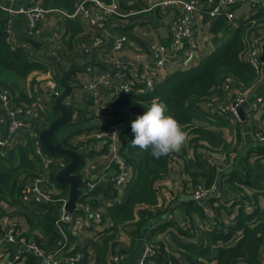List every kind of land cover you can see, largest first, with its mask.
Listing matches in <instances>:
<instances>
[{
	"label": "built area",
	"instance_id": "obj_1",
	"mask_svg": "<svg viewBox=\"0 0 264 264\" xmlns=\"http://www.w3.org/2000/svg\"><path fill=\"white\" fill-rule=\"evenodd\" d=\"M244 1L248 2L250 6L247 11H244V21L238 22L233 9ZM263 1L132 0L134 8L124 9L118 0H110V2L79 0L74 11L70 13L51 7L47 4V0H30L27 7L18 11L0 6V11L8 15L16 13L26 16V31L31 38L40 33L41 24L47 18H56L62 21L61 23L79 21L87 27L90 34L85 40V46L69 52L68 54L71 56L69 60L76 57L84 58L93 50H103L106 44L109 45L108 49L113 54L121 52L126 49L130 31L144 42L148 40V25L145 17L143 20L140 18L153 11H158V13L167 10L175 11V16L168 29V40L164 42L148 41L143 55L151 59L150 70L149 73L139 76V83L136 81L135 74L134 78L127 77L126 81L119 84H116L109 74H102L98 83L90 86V103L94 107L100 108V112L96 116L86 119L82 128L81 136L84 143L80 149L84 147L81 149L84 150L88 145L94 147L92 148L93 158H91V165L88 168L89 172L80 177L83 183L82 185L79 183V187L83 192L79 198L82 197V200L77 201L76 210L72 213L66 212L64 209L68 197L59 196L60 190L51 181V176L55 177V174L64 169L69 161L61 156L46 154L38 138L39 131L47 128L51 123L48 115L56 113L53 98L61 94L62 88L58 86L54 77L48 74L44 93L49 100L44 101L39 97L30 104H22L15 100L9 85L0 81V158L13 153L19 146L26 145V142L23 143L19 131L27 130L30 132L31 147L28 157L40 172L32 175L27 174L24 179H20V206L17 205L14 209L8 210L0 200V264H25L26 257L37 260L39 264H78L84 260L86 256L80 248L75 251L70 250L69 238L80 232L78 224L81 229H87L93 224L101 222V212L93 209L90 204L93 200L92 193L100 190L105 195H112L124 185L132 183L136 177L133 167L129 169L126 160L122 157L121 148L122 135L140 115L132 106L118 102L120 97L154 92L156 85L161 82L159 72L166 68L169 62H175L177 66L182 67L199 64L198 38L192 35V28L196 26L197 17H202L210 22L222 20L228 26L237 28L246 23V15L248 19L253 17L252 12L260 7ZM135 4L137 5L135 6ZM133 18L134 22L130 23ZM120 19H125L127 22L121 23L123 26L120 29L112 31L109 25ZM143 22L146 24L145 27ZM252 23L254 24V22ZM263 45L264 27L254 37L245 38L242 60L258 76L264 70V63L261 61ZM62 46L60 36L55 31L49 43L50 49L55 52L51 57L58 53ZM17 49L25 51L28 57L31 56L27 46ZM75 79L77 81L76 77ZM221 89L230 96L229 101L216 109L211 100H206L207 113L214 114L225 121L229 118L230 121L238 122L241 116L240 111L247 120L253 115L264 112V88L251 94L248 89H241L232 77L227 76L222 78ZM107 90L113 95L112 102L103 105L102 97ZM36 123L40 124L42 128H39ZM1 127L6 130V135L2 133ZM114 131H118V138L111 136ZM250 134L254 143L264 146V126L250 129ZM66 145L69 146L66 148L72 149L69 141ZM211 191L212 187L202 189L195 186L189 194L188 200L204 208L202 200L207 199ZM56 196L59 197L56 198ZM57 203L59 211L54 218V228L60 236V243L51 250H45L38 237L22 231V226L17 219L28 210L36 212L38 209L46 214L49 208ZM5 207L8 211L5 210ZM77 214L80 215L79 223ZM167 218L169 221L174 220L175 211L168 214ZM183 223L186 224L185 221ZM154 255L155 251L152 245L146 246L138 264H150L149 260ZM110 261L113 264H125L121 252L112 255Z\"/></svg>",
	"mask_w": 264,
	"mask_h": 264
},
{
	"label": "trees",
	"instance_id": "obj_2",
	"mask_svg": "<svg viewBox=\"0 0 264 264\" xmlns=\"http://www.w3.org/2000/svg\"><path fill=\"white\" fill-rule=\"evenodd\" d=\"M102 1L110 2V0ZM78 2L79 0H51V7L70 13L74 11ZM253 16L237 28L228 26L225 21H217L210 32L216 49L201 63L178 69L156 85L152 93L121 96L118 100V102L132 106L139 112V115H143L151 102L157 99L167 106L166 115H172L180 123L187 133L186 144L194 151L192 157L185 161L187 176L191 177L186 190L188 197L194 185L199 184L198 181L202 180L205 184L204 188L209 189L214 180L211 165L203 162L200 157H196L195 153L200 151L201 144L203 143V147L208 150L207 153L210 154L208 156L213 161H219L221 157L226 156L232 146L231 143L226 142L221 132L199 126L194 123V120L199 118L196 111L199 110L198 105L205 104L211 95L222 96L223 77H232L241 89H248L252 85L256 75L254 70L242 60V54L245 48V38L254 37L264 27V8L258 7ZM6 19H8L7 14L0 11V72L24 79L33 71H46L47 61L36 63L21 49L9 50L8 36L3 29ZM69 24L72 36L80 33L78 21L75 24L71 22ZM62 45L65 46L64 43ZM52 59L54 57H50L49 60ZM56 77L59 79L58 75ZM0 81L6 85L9 83L8 80L2 78ZM12 94L15 100L22 104H30L36 99L32 94L27 95L23 92L16 95L12 91ZM48 119L50 122L54 121L53 115L49 114ZM220 121L229 125L225 120ZM243 122L249 123L246 119L237 126H241ZM125 136H127V141ZM133 139L134 134L130 126L122 135L121 155L133 167L136 177L125 190L126 201L110 213V220L113 224L111 228L113 234L110 238L120 234V225L134 229V233L139 238H143L144 235H149V240L156 237L151 244L155 255L150 258V264H264V202H261L264 201V192L259 187L260 183H264V164L260 162V159L250 158L253 152L261 153L264 158L263 145L255 144V147L246 153V157L243 158V161H246L243 171H232L233 168H230L223 173L228 174L226 190L229 196L220 197L210 194L207 199L202 200V205L209 210L208 212L185 199L183 213L188 223L182 219L186 222V226L182 227L181 219L179 222L175 219L168 221V214L173 212L171 205L169 203L161 205V200L154 192L155 184L165 176L167 164L175 152L154 158L150 150L142 151L132 147L130 142ZM51 142L54 143L55 139H51ZM62 144L68 147L65 142ZM30 149L28 138L26 146L18 148L19 163L17 161L13 163L12 153L0 158L1 201L11 197L12 191L17 189L18 192L12 196V201L20 206L19 190L22 172L27 170L30 175L40 173L36 165L29 160ZM179 151L183 152V156L186 155V151L182 148ZM64 159L69 161L65 157ZM78 178L82 185L83 182L79 175ZM51 181L60 190L59 196L67 198L68 186L57 184L54 176H51ZM92 195L94 206L98 197L105 194L96 190ZM81 200L82 197L78 199V201ZM58 211L59 204L57 203L49 208L43 219H40L33 211L28 210L23 213V216L30 221L29 223H36L33 224L34 229L40 230L47 236V242L42 244L45 250H51L50 248L60 240L54 228V218ZM199 219L200 223L195 225L193 220L198 221ZM154 221L158 222L155 226ZM166 234L170 236H168V242L162 239V236ZM110 238L107 242L105 241L106 244L100 251L99 260L102 262L100 264H107L103 262L102 255H105L106 251L115 245L112 243L108 246L113 240ZM27 262L39 264L33 258H28Z\"/></svg>",
	"mask_w": 264,
	"mask_h": 264
},
{
	"label": "crops",
	"instance_id": "obj_3",
	"mask_svg": "<svg viewBox=\"0 0 264 264\" xmlns=\"http://www.w3.org/2000/svg\"><path fill=\"white\" fill-rule=\"evenodd\" d=\"M118 1L121 3L124 9L134 8V6L132 5V0ZM29 2L30 0H0V6L6 9H10L12 11H18L22 8L27 7ZM47 4L51 6V0H47ZM136 5L137 4H135V6ZM249 6L250 4L244 1L233 9L236 21H244V11H247ZM260 7L264 8V1L261 3ZM256 12L257 9L252 12L253 15H255ZM174 16V10H167L163 13L153 11L145 14L142 18H140V20H143L144 17L146 19V23L148 25V40L142 42L141 39L134 35L132 31H130L126 49L116 54H113L108 49L109 45L106 44L103 50H95L96 55L94 64H91L83 71L73 72V75L71 76L70 80V85L74 86L73 93L70 95L69 98L65 99V101L63 102L67 106L71 107V117L67 121V123L63 124L59 128L54 139H61L60 141L65 143L69 141L70 145L72 146V149L78 150V152L82 155L83 166H80L81 168L79 167L80 170L76 174L77 176L79 175V177H81L89 172L88 168L91 165V158H93L92 148L94 147L88 145L84 150H81L84 147L80 149L81 145H83L84 143V139L81 136L82 128L84 127L86 119L90 118L91 116H96L100 112V108L94 107L90 103V86L96 85L100 80L102 74H109L116 84L126 81L127 77L134 78L135 74L136 81L137 83H139V76L143 73H149L150 70L151 59L143 55L146 51L148 41H167L168 29ZM7 17L8 19H6V22L3 25V29L8 36L7 43L9 50L15 51L21 46H27L31 52L30 57L32 58L33 62H48V64L46 65L47 70L44 72L33 71L24 79L11 75L16 79L8 80L9 87L16 95H18V93L20 94V92H23L27 95L32 94V96H35L36 98L40 97L42 98V100L47 101L49 100V98L44 93V88L45 82L48 78V74L53 76L58 86L61 87L59 84V79L56 77L57 75L58 77H61L64 72L68 69V67L72 64L82 66L91 61L92 52L84 58L76 57L69 60L71 56H69L68 53L75 49L84 47L85 40L89 37L90 34L88 28L82 25L79 21V27L81 31L76 36H72L69 31V22L75 24V22L77 21L61 23L62 21L56 18H47L41 24L40 33L37 34L36 37L31 38L26 31L27 18L25 15L14 13L12 15L7 14ZM247 20L248 16L246 15V21ZM126 22L127 21L125 19H120L116 23H112L109 26L112 31H116L120 29L121 26H123L121 25V23L125 24ZM133 22L134 18L130 21V23ZM215 23L216 22L206 21L202 17H197L196 26L192 28V35L197 36L198 38L197 43L198 53L200 55V63L206 58L208 54H210L216 49L214 48L210 37V32ZM143 26H146L144 22ZM55 31L60 36V43H64L65 46H62V49L58 53L53 55L54 59L49 60L52 54L55 53L49 47V43ZM27 39L34 41L36 44L34 46H31V44L27 42ZM180 68L184 67L177 66L175 62H169L168 66H166V68L162 69L159 72L160 80L162 81L166 79ZM255 75L256 76L252 85H250L248 88L251 94L256 93L258 89L264 88V70L260 76H258L257 74ZM75 77L77 78V81ZM112 96V93L107 90L104 96L102 97V104L106 105L111 103ZM210 99H212L214 107L217 109L222 104H226L229 101L230 96L222 90L221 97H218V95H211ZM71 102H73V104H71ZM198 109L199 110L196 111L199 115V118L198 120H194V123L199 126L208 128L212 131L221 132L222 135L229 130L232 133L234 132L233 128H237L235 125L232 124L226 125L221 122V119L218 118L216 115L207 113L208 109L204 103L198 105ZM263 113H258L257 115L251 116V118L247 120L248 122H250L249 124H245V122H243L241 126H238V129L241 132L238 137L235 136L234 139V136H232V139L230 141L228 139H225L226 142L233 144L232 146H235L236 149L234 148V152H229L228 154H226V156L221 157V159L219 157V161H213L209 157L210 154H208V150L203 147V143L201 144L202 146L200 147V151H197L195 153L197 154L196 157H200L203 162L211 165L213 169L214 180L213 184L211 185L212 191L209 194L220 197H223L224 195H226V197L229 196L226 190V180L228 174L223 173L229 170L230 168H233L232 171H243L246 166V161H243V158L246 157V153L251 148L255 147L254 145L256 144L252 140L250 129L252 130L253 128H259L261 126H264V119L262 120ZM60 115V112L56 109V113L55 115H53L54 120L60 117ZM36 124L39 128H42L40 124ZM2 128L3 127H1L2 133L6 135V130ZM19 135L23 138V143L26 142L27 144L30 132L22 129L19 131ZM124 138L127 141V136H125ZM25 146L26 145H21L19 147ZM18 148L15 149L12 153L13 161H17V163H19L20 159L18 155ZM182 150L186 151V155L183 156L182 151L175 152L173 157L171 156V159L167 164V172L165 176L161 178V180H159L154 186V192L156 195H158L159 199L161 200V205H167L168 203L169 205H171L172 210L175 211L174 219L178 222L181 219V226L183 220L188 223V221L184 217L183 203H186L185 199H188V194L186 190L189 184L188 181L191 180V177L189 175L187 176V172L185 170V161L191 158L194 153L192 148H188L186 142L182 146ZM198 152L200 154H198ZM250 158H252V160L260 159V162L264 164V158L262 157L261 153L253 152ZM225 161L227 162V165H225L224 167H220L222 168V170H218V164H223ZM250 162L252 161L250 160ZM127 165L129 166V169L132 168V166L128 163ZM29 173V171L25 170L24 172H22L20 179H24L25 176ZM128 185H124L116 192H113L112 195L99 196L94 206L92 205V201L90 202L93 209L99 210L101 212L102 219L100 223H95L87 229H81L78 224L80 232L76 236H70V250L75 251L76 249L80 248L86 256V258L78 264L102 263L99 260L100 251L102 249V246L106 244L105 241L107 242V239H109L110 236L113 234V230H111L113 224L110 220V213L112 211H115L118 206H121L126 201L127 197L125 190ZM259 187L261 188V191L264 192V183H260ZM17 192V189H14L12 191V196L15 195ZM12 196L2 200V203L7 207L8 210H12L17 206L13 203ZM6 207L5 210L8 211ZM37 211L34 212L35 215H38L40 219H43L45 214L40 212L38 209ZM79 214H77L78 223L81 215ZM17 220L20 222L22 226V231L24 233L38 237L43 244L47 242V236L41 233L40 230L34 229L33 224L36 223H29L30 221L27 219L26 216L23 215L20 216ZM193 222L195 225H197L200 223V219L198 221L193 220ZM153 224L155 226L158 224V222L156 223V221H154ZM119 231L120 234L116 235L114 238H110L113 240H111L108 244V246L112 243H115V245L111 246V248L106 251L105 255H102L104 257L103 262H106L107 264H113L110 261V257L112 255L118 254V252H121L123 254L125 264H137L146 246L152 244V241L156 239V237H153L151 240H149V235H144L143 238H139L138 235L134 233V229H129L128 227L122 225H120ZM168 236L169 234H166L162 236V239L168 242L170 237ZM183 242L185 241L183 240ZM59 243L60 241L58 240L55 245L50 249L55 248ZM27 259L28 258L26 257L24 260L25 264H29L27 262Z\"/></svg>",
	"mask_w": 264,
	"mask_h": 264
},
{
	"label": "water",
	"instance_id": "obj_4",
	"mask_svg": "<svg viewBox=\"0 0 264 264\" xmlns=\"http://www.w3.org/2000/svg\"><path fill=\"white\" fill-rule=\"evenodd\" d=\"M27 42L30 43L31 46L36 44L30 39H27ZM95 55V50H93L91 61L89 63H86L82 66L72 64L68 67L64 74L59 77V84L62 88V92L58 97L53 98V106L60 112L61 115L52 121L47 128L41 129L38 134L39 141L46 154L65 157L69 160L67 166L56 173L54 177L57 184L68 186V200L65 203L64 209L69 213H72L76 210L77 201L83 192V190H81L79 187V178L76 175L79 167L83 163L82 155L77 150L64 147L62 141L55 139V142L52 143L51 139H54L59 128L63 124L67 123L71 117V107L67 106L63 102L65 99L69 98L73 92L74 86L70 85L73 72L83 71L86 67L94 64ZM261 61L264 63V45L262 46ZM71 104H73V102H71ZM240 115L243 118L242 111H240Z\"/></svg>",
	"mask_w": 264,
	"mask_h": 264
},
{
	"label": "clouds",
	"instance_id": "obj_5",
	"mask_svg": "<svg viewBox=\"0 0 264 264\" xmlns=\"http://www.w3.org/2000/svg\"><path fill=\"white\" fill-rule=\"evenodd\" d=\"M167 106L154 99L143 115L131 123L134 139L132 147L149 151L154 158H160L179 151L187 140V133L172 116L166 115ZM111 136L118 138V131Z\"/></svg>",
	"mask_w": 264,
	"mask_h": 264
},
{
	"label": "rangeland",
	"instance_id": "obj_6",
	"mask_svg": "<svg viewBox=\"0 0 264 264\" xmlns=\"http://www.w3.org/2000/svg\"><path fill=\"white\" fill-rule=\"evenodd\" d=\"M0 78H2V79H5V80H10V79H12V80H15L16 78L15 77H13V76H11L10 74H6V73H1L0 72ZM8 85H9V83H8ZM209 100H211L212 101V99H209ZM213 102V101H212ZM242 121H246V117L245 116H243V118H242V116H240V121H238V122H233V121H230V119L228 118L227 120H226V123L227 124H232V125H235L237 128H233L234 129V132H232L231 133V131L229 130V131H227L225 134H223V138L224 139H228L229 141L232 139V136H234V139H235V136L236 137H238L239 135H240V130L238 129V124L239 123H241ZM247 123H248V121H247ZM250 123V122H249ZM248 123V124H249ZM61 140V139H60ZM233 145V144H232ZM233 147V148H232ZM234 148H235V146H231L230 147V149L227 151L228 153L229 152H234ZM236 149V148H235ZM227 153V154H228ZM219 165V167H218V170H222V168H220V167H224L225 165H227V162L225 161L223 164H218ZM199 182V184H196V185H194V186H199V187H201L202 189H204V187H205V184L203 183V181L202 180H200V181H198ZM182 226H186V224H184L183 223V221H182ZM102 234V233H101ZM141 257H142V255H141ZM140 257V258H141ZM139 261V260H138ZM137 264H138V262H137Z\"/></svg>",
	"mask_w": 264,
	"mask_h": 264
}]
</instances>
